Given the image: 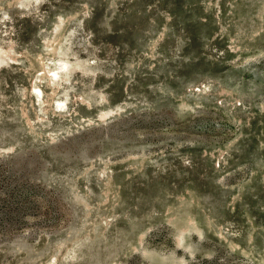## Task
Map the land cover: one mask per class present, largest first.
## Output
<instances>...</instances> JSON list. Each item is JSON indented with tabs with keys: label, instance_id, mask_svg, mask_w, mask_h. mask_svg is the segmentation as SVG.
Instances as JSON below:
<instances>
[{
	"label": "rangeland",
	"instance_id": "rangeland-1",
	"mask_svg": "<svg viewBox=\"0 0 264 264\" xmlns=\"http://www.w3.org/2000/svg\"><path fill=\"white\" fill-rule=\"evenodd\" d=\"M0 264H264V0H0Z\"/></svg>",
	"mask_w": 264,
	"mask_h": 264
},
{
	"label": "bare ground",
	"instance_id": "bare-ground-1",
	"mask_svg": "<svg viewBox=\"0 0 264 264\" xmlns=\"http://www.w3.org/2000/svg\"><path fill=\"white\" fill-rule=\"evenodd\" d=\"M65 62L62 63L60 69H62L63 71H65ZM52 76V79H51V82L55 85L57 82L55 81L56 80V77L58 76V73L57 72H53L52 75H50V77Z\"/></svg>",
	"mask_w": 264,
	"mask_h": 264
}]
</instances>
